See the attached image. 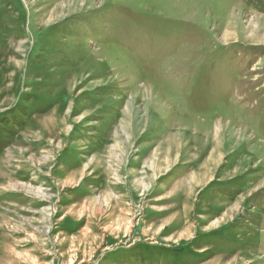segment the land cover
I'll return each mask as SVG.
<instances>
[{
  "label": "rangeland",
  "instance_id": "obj_1",
  "mask_svg": "<svg viewBox=\"0 0 264 264\" xmlns=\"http://www.w3.org/2000/svg\"><path fill=\"white\" fill-rule=\"evenodd\" d=\"M0 264H264V0H0Z\"/></svg>",
  "mask_w": 264,
  "mask_h": 264
},
{
  "label": "crops",
  "instance_id": "obj_2",
  "mask_svg": "<svg viewBox=\"0 0 264 264\" xmlns=\"http://www.w3.org/2000/svg\"><path fill=\"white\" fill-rule=\"evenodd\" d=\"M165 137L167 138V142L165 144H162L160 145V149L156 150L155 152V155H150L148 156L149 158H151V166L149 167L150 168V171L151 173L153 172H158V176H161V174L164 173V171L166 170V168H169V167H173V166H176L178 164V160H179V155L176 154V152L179 150H175V148H178V146H176L174 144V142H171V140L173 141L172 139V134H166ZM219 147L215 148V150H218ZM221 148V147H220ZM171 149V150H170ZM181 149V148H180ZM185 151H188V150H185ZM184 151V152H185ZM181 154V153H180ZM215 154L217 155V153L215 152ZM184 156H187L188 154H184ZM181 159H182V154H181ZM205 157V156H203ZM202 157V158H203ZM201 159V158H200ZM211 160L210 158H205V161H209ZM173 161H175V163H173L172 165H170ZM146 166V165H145ZM205 166V164H204ZM203 169H205V167H202ZM146 169H147V166H146ZM205 170H202V171H198V172H195L193 176L190 177V183H188L187 179L184 180V181H181L180 183H182L181 185L183 187L181 188H177L179 191L182 190L184 193H193V190L195 189V185H196V180H198L196 177H201L203 178L205 175H207V173L205 174L204 173ZM165 183H170L171 181H164ZM163 182V183H164ZM199 182V180H198ZM142 181L140 180L139 181V184H141ZM191 185V186H190ZM176 189V190H177ZM175 190V189H174Z\"/></svg>",
  "mask_w": 264,
  "mask_h": 264
},
{
  "label": "bare ground",
  "instance_id": "obj_3",
  "mask_svg": "<svg viewBox=\"0 0 264 264\" xmlns=\"http://www.w3.org/2000/svg\"><path fill=\"white\" fill-rule=\"evenodd\" d=\"M72 175H74L73 173H72ZM74 179V178H73ZM73 179H71V178H69L67 181H66V183H72L73 182ZM59 211V210H58Z\"/></svg>",
  "mask_w": 264,
  "mask_h": 264
}]
</instances>
